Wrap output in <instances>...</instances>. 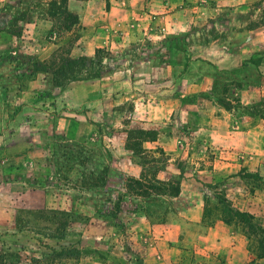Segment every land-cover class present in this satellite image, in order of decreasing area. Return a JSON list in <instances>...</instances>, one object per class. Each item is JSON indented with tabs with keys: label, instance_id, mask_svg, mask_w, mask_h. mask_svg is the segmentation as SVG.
<instances>
[{
	"label": "rangeland",
	"instance_id": "374dc122",
	"mask_svg": "<svg viewBox=\"0 0 264 264\" xmlns=\"http://www.w3.org/2000/svg\"><path fill=\"white\" fill-rule=\"evenodd\" d=\"M221 1L68 0L77 23L63 30L60 0H0L5 264H137L164 230L183 244L201 223L230 232L232 264H264V145L250 133L264 96L240 98L264 86V50L235 69L209 49L263 31L264 0ZM179 248L155 264H231Z\"/></svg>",
	"mask_w": 264,
	"mask_h": 264
},
{
	"label": "crops",
	"instance_id": "0c3cea01",
	"mask_svg": "<svg viewBox=\"0 0 264 264\" xmlns=\"http://www.w3.org/2000/svg\"><path fill=\"white\" fill-rule=\"evenodd\" d=\"M241 3H245L244 1ZM219 5L222 6H228V5H234L233 12L237 11V8L240 6L239 1H234V0H222ZM245 6H248V2L245 3ZM74 12L77 13V8L74 7ZM93 21H88L86 24H92ZM98 27L93 25V30ZM89 30V29H87ZM188 47V45H187ZM184 49H186V45H184ZM209 49H214L217 50V52H221L220 54H223L222 57V64L225 65V68H235L237 69L240 66V58L241 55H245L244 58H246L247 54H252L253 52L261 51L264 50V30L260 32H253V31H229L225 32L223 35L218 36L213 43L209 46ZM211 50V51H212ZM214 52V51H213ZM209 53H211L209 51ZM215 53V52H214ZM231 61V62H230ZM229 63H234L232 66L229 65ZM191 72L193 69H196L198 67V64H191ZM234 71L232 70L231 73ZM193 73V72H192ZM187 78L185 79L184 83L182 84L184 87L188 88H198V85H189L188 82L190 78L186 76ZM205 83L208 81L210 82L209 84L213 85H220L221 81H225L224 78L220 79H212L210 81L208 78H204ZM261 81H257V83H260ZM264 84V80L262 82ZM205 89H209L207 85H205ZM264 96V86L260 87L259 89H254L251 91H243L240 93V98L241 101H245L247 98H252L255 101H259L261 97ZM257 119V117H256ZM256 121V120H255ZM261 125V124H260ZM257 125L256 127L254 126L252 130H250L251 136L253 140L257 144H262L264 145V127ZM88 128L85 125H80L78 126L76 123H72L69 125V136L73 139H81L85 137L86 132H88ZM201 218V219H200ZM195 218L194 221H199L202 220L203 218ZM202 225L200 226V231H196V228H193L190 226L189 231L186 232L184 235V239L182 240L183 244H177L178 242L176 239H172L173 236H171V231L164 230V234H161L157 238L156 241H154V247H153V253L149 254L147 257H141L138 260H136L137 264H155L157 263L160 259H166L165 254H167V259L175 255V253H181L180 247H185L190 249L191 247H194V244L197 245L198 243L203 246V248L206 249V256L205 259L207 262L209 260L213 259L214 257H211L212 253L208 251H215V258L211 263H219L221 259H223L222 255L225 254V258L223 261L227 260L226 262L228 263H235L236 260L234 261L233 258L235 257V254L239 252V248L234 246L233 243L229 244V240H232V237L230 236V232L228 233L226 228L220 227H208L206 225H203L204 223H201ZM186 243V244H185ZM159 247L165 248V253H162L161 256H159V252L156 251V248ZM155 252V254H154ZM222 254V255H221ZM238 255V254H237ZM229 256H232L231 260L229 259ZM169 257V258H168ZM175 258V256H174ZM250 261H248V264Z\"/></svg>",
	"mask_w": 264,
	"mask_h": 264
},
{
	"label": "trees",
	"instance_id": "16d2710c",
	"mask_svg": "<svg viewBox=\"0 0 264 264\" xmlns=\"http://www.w3.org/2000/svg\"><path fill=\"white\" fill-rule=\"evenodd\" d=\"M67 1L68 0H60L61 8L57 14L63 20V30H69L77 23V17L66 9ZM0 264H5V260L2 256H0Z\"/></svg>",
	"mask_w": 264,
	"mask_h": 264
}]
</instances>
